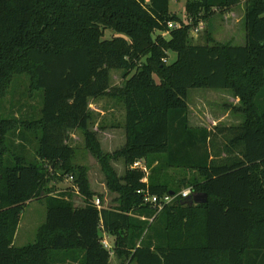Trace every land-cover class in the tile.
I'll return each instance as SVG.
<instances>
[{
  "label": "trees",
  "instance_id": "trees-1",
  "mask_svg": "<svg viewBox=\"0 0 264 264\" xmlns=\"http://www.w3.org/2000/svg\"><path fill=\"white\" fill-rule=\"evenodd\" d=\"M169 2L0 0V264H110L112 255L123 264H264V0H185L183 18ZM240 4L244 45L210 36L191 42L198 23ZM112 71L122 72V86H112ZM190 89L230 91L242 123L192 128ZM20 91L38 101L25 116ZM104 97L124 108L125 143L111 153L90 130V101ZM74 131L115 195L113 207L94 206L87 169L74 164L68 143ZM136 161L150 171L147 184L131 169ZM69 178L70 187L54 194ZM182 188L206 202L179 197L157 212L137 193L163 197ZM32 200L45 202V222L33 243L15 247ZM100 232L113 238L112 254Z\"/></svg>",
  "mask_w": 264,
  "mask_h": 264
},
{
  "label": "rangeland",
  "instance_id": "rangeland-1",
  "mask_svg": "<svg viewBox=\"0 0 264 264\" xmlns=\"http://www.w3.org/2000/svg\"><path fill=\"white\" fill-rule=\"evenodd\" d=\"M234 8L233 13H231V10L230 12L225 14H217L209 21V23H198L197 28L192 30L193 33H190L192 37L191 42L196 44H203L205 42L206 36H210L211 39L216 42L229 43L234 46L243 45L245 41L244 6H241L240 10H234ZM169 11L172 14L183 18L185 16V0H170ZM112 34L113 33L111 31H107L105 33V37L109 38L110 36H112ZM175 59V54H168V63L173 62ZM110 76L112 86H122V72L112 71ZM19 79L15 78L14 81H17ZM20 90L22 91V89ZM21 91L20 94L16 95V97L20 100V116H25L27 111L29 112L28 107L33 105L36 106L38 101L34 99H26L25 101L23 99V96H21ZM8 101L9 97L7 96L4 102V107L7 110L10 108ZM234 102L235 99L228 92L207 89H190L188 91L187 103L189 106L188 115H190L191 123L193 125L200 124L209 126V130L213 131L216 127H214V123H212V121L218 120L223 115V113L227 111L226 108H229V104H233ZM224 104H227V106ZM89 108L92 111L90 130L92 132H94V130H97V137L102 151L109 153L119 148L123 144L124 136L119 130L115 129L114 134L111 131L113 125L116 126L117 124L122 123V105L116 104L114 100L107 97L98 102V108L104 112L103 115L100 112H94V101H90ZM112 109L114 110L111 111ZM232 112L234 115V111H231V113ZM216 126L220 125L217 123ZM213 138H215L213 140V146H216L217 148L220 144L221 138L218 136ZM68 143L75 150L74 164L83 166L87 169V177L90 189L94 192V194H96L94 200L100 198L101 206L113 207L115 204L113 201L115 199V195L108 192L105 185V178L101 172L98 162L85 148L84 137L82 133L79 131H74L73 133H71L68 139ZM33 145V142L26 145V153H28V155H33ZM113 168L118 176L123 175L124 166L122 160L115 161L113 163ZM168 174L175 179L181 178L182 175L173 174V172H169ZM149 175L150 171L148 170L147 178L149 177ZM187 176L188 179H190L193 177V174L191 172H188ZM70 185L71 181L69 179L55 184L54 194L63 192L64 190L69 188ZM184 190L186 189H181V191ZM72 200L76 206H81L83 204L82 198H80L75 193L72 197ZM45 218L46 205L44 201L32 200L28 202L20 215V220L14 236L13 245L15 247H23L27 244L33 243L35 241L37 229L45 222ZM100 236L102 239L104 237V239L110 245L113 243L112 237L107 236L102 232H100ZM110 264L123 263L112 255L110 258Z\"/></svg>",
  "mask_w": 264,
  "mask_h": 264
},
{
  "label": "built area",
  "instance_id": "built-area-1",
  "mask_svg": "<svg viewBox=\"0 0 264 264\" xmlns=\"http://www.w3.org/2000/svg\"><path fill=\"white\" fill-rule=\"evenodd\" d=\"M174 27H176V26L173 25L172 23L168 24L169 29H173ZM131 169L141 171L144 174V177L141 181L143 183L147 184L148 168L146 167V165L143 161L134 162L131 166ZM69 180L72 181L71 178H69ZM137 193L142 196L144 204H148V205L152 206L153 208L156 209L157 212H159L164 207V205L170 204L176 198H179V197L188 198L189 196L192 195V191L189 188L184 190V191H181L178 194H174L172 196L171 195H165L163 197H158L157 195L150 193L148 190H138ZM75 194H78L76 192V189H75ZM94 206L97 209L101 208V204H100L99 199L94 200ZM102 244L112 254V245H110L105 239H102Z\"/></svg>",
  "mask_w": 264,
  "mask_h": 264
},
{
  "label": "crops",
  "instance_id": "crops-1",
  "mask_svg": "<svg viewBox=\"0 0 264 264\" xmlns=\"http://www.w3.org/2000/svg\"><path fill=\"white\" fill-rule=\"evenodd\" d=\"M241 6H243V5H239L238 7H236V8H234V10H236V9H239L240 10V8H241ZM231 13H233V9H232V11H231ZM228 24V23H227ZM245 42V41H244ZM221 43V42H220ZM232 45V44H231ZM244 45V44H243ZM240 46H242V45H240ZM197 90H206V89H197ZM207 90H209V89H207ZM214 91H222V92H228L234 99H235V102L233 103V104H229L230 106H229V108H226V110L227 111H225L224 113H223V115L218 119V120H216V121H212V123H214V127H217L216 126V124L218 123L220 126L219 127H221V128H223V127H226V128H229V127H236V126H238V125H240L241 123H242V121H243V118H242V116L241 115H239V114H237V113H235L234 112V115H233V112L231 113V111H234V109L235 108H238L239 107V100L237 99V98H235L232 94H231V92L230 91H228V90H214ZM105 98H107V97H104V98H99V99H96V100H94V112L96 113V111L97 112H100L102 115L104 114V112L102 111V110H100L99 108H98V102L100 101V100H102V99H105ZM110 98V97H109ZM112 100H114V102L116 103V104H121L120 102H117L115 99H113V98H111ZM93 102V101H92ZM187 105H188V103H187ZM224 105H226L227 106V104H224ZM225 106V107H226ZM114 109H112L111 111H113ZM122 113H123V118H122V123H120V124H117L116 126H112V131L111 132H113V134L115 133V129L116 130H119L120 132H122V134H123V136H124V141H123V144L119 147V148H121L123 145H124V143H125V130H124V127H123V125H124V108L122 107ZM188 111H189V106H188ZM94 113V114H95ZM188 123H189V126H191L192 128H205V129H207V130H209V126H205V125H200V124H196V125H193L192 123H191V118H190V115H188ZM94 131H96L97 132V130H94ZM73 133V132H72ZM71 135V134H70ZM119 148H117V149H115V150H118ZM114 150V151H115ZM114 151H112V152H114ZM109 153H111V152H109ZM223 156V155H222ZM123 162V161H122ZM103 239H104V237H103ZM113 244V243H112ZM111 244V245H112Z\"/></svg>",
  "mask_w": 264,
  "mask_h": 264
},
{
  "label": "water",
  "instance_id": "water-1",
  "mask_svg": "<svg viewBox=\"0 0 264 264\" xmlns=\"http://www.w3.org/2000/svg\"><path fill=\"white\" fill-rule=\"evenodd\" d=\"M173 192H170L169 195H173ZM190 199V205L193 204H199V203H205L206 202V195L205 194H197V195H191L188 197Z\"/></svg>",
  "mask_w": 264,
  "mask_h": 264
},
{
  "label": "bare ground",
  "instance_id": "bare-ground-1",
  "mask_svg": "<svg viewBox=\"0 0 264 264\" xmlns=\"http://www.w3.org/2000/svg\"><path fill=\"white\" fill-rule=\"evenodd\" d=\"M174 195V194H173Z\"/></svg>",
  "mask_w": 264,
  "mask_h": 264
}]
</instances>
